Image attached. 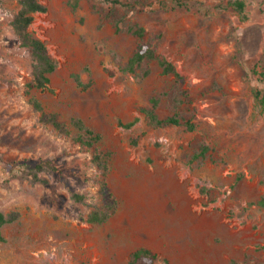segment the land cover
<instances>
[{
    "label": "rangeland",
    "instance_id": "374dc122",
    "mask_svg": "<svg viewBox=\"0 0 264 264\" xmlns=\"http://www.w3.org/2000/svg\"><path fill=\"white\" fill-rule=\"evenodd\" d=\"M41 1L47 10L29 30L57 66L51 90L27 92L31 57L11 25L19 3L0 0V208L19 212L0 227V264H129L141 246L154 264H264V109L251 94L262 85L264 0H245V20L228 0H122L134 8L120 31L103 16L105 0ZM132 22L182 79L156 60L146 76L123 70L139 43ZM30 97L70 133L42 123ZM153 99L160 117L178 114L195 129L149 125L141 109ZM75 118L110 152L104 178L117 208L101 223L87 219L105 198L92 150L74 140ZM201 144L211 147L203 161L193 158ZM45 159L55 166L41 173L47 183L10 178L7 164L20 173Z\"/></svg>",
    "mask_w": 264,
    "mask_h": 264
},
{
    "label": "trees",
    "instance_id": "16d2710c",
    "mask_svg": "<svg viewBox=\"0 0 264 264\" xmlns=\"http://www.w3.org/2000/svg\"><path fill=\"white\" fill-rule=\"evenodd\" d=\"M81 0H69V4L73 9L79 6ZM109 3L106 10H104V17L113 22L117 31L122 30L126 12L134 6L122 0H105ZM175 5L183 6L182 0H173ZM19 9L13 16L11 21L12 28L17 35L20 44L25 47L31 57V79L27 82V92L33 88L48 89L51 90L50 76L55 71L57 63L50 55L46 43L33 35L29 30V27L34 19V13L45 12L47 6L42 3L41 0H18ZM161 3H163L161 1ZM228 7H230L235 13L238 14L240 20L247 18L246 2L245 0H228ZM127 29L139 38L132 55L128 58L123 70L127 72L137 73L141 70L142 76H146L150 73L148 62L156 60L161 67L163 74L173 75L177 80L182 79L181 74L177 71L173 62L167 58L160 56L157 53L155 46L153 45L151 37L144 26L137 22H132L127 25ZM259 81L262 82L261 86H252L251 94L254 97L256 103L264 109V55L263 64L260 71H257ZM75 79L79 82L80 76L75 74ZM29 102L34 109L40 111V121L44 124H50L60 133L69 134V126L60 120L56 113L46 112L43 109L42 103L35 97H30ZM151 107L143 108L141 111L144 113V118L149 125L153 126H169V125H183L188 130H194L196 125L191 120H183L178 114H173L165 117H160L156 112L157 99L151 100ZM136 118L123 126L129 127L136 122ZM72 124L76 127L80 133L75 136L74 140L81 145L92 150V162L96 165L97 169L101 171L102 179L100 180L101 190L103 192L105 201L101 206L95 207L88 214V221L90 222H104L106 221L117 208V202L113 193L109 190L105 181L106 173L109 169L110 152L99 149L98 143L101 139V135L95 132L93 129L85 125L80 118L72 120ZM211 147L207 144H201L199 150L193 155V158L203 161L208 157ZM0 162H3V158L0 154ZM12 171L10 178L20 177L27 178L33 182L47 183V178L42 176L44 171H51L55 169L53 163L48 160H38L32 164L24 163L23 170L20 173L13 171V165L7 164ZM73 198L77 201H83L84 194L74 193ZM19 217V212L13 211L5 213L0 208V227L6 223L15 221ZM0 238L2 236L0 235ZM157 255L154 251L148 247L141 246L131 252L129 264H154Z\"/></svg>",
    "mask_w": 264,
    "mask_h": 264
}]
</instances>
